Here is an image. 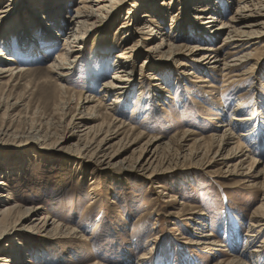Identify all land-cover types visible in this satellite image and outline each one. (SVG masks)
Returning <instances> with one entry per match:
<instances>
[{
	"label": "rangeland",
	"instance_id": "1",
	"mask_svg": "<svg viewBox=\"0 0 264 264\" xmlns=\"http://www.w3.org/2000/svg\"><path fill=\"white\" fill-rule=\"evenodd\" d=\"M79 1L73 0L70 9ZM132 2L109 23L106 32L97 34L107 35L108 43L102 44L99 50L111 57L109 61L93 56V38L85 42L82 50L77 48L78 65L63 82L67 88L65 93L59 90L54 74L48 69L63 46L60 38L57 47L45 58L42 54L33 61L23 59L16 65L29 66L30 72L22 77L6 75L0 80V101L5 102L7 96L20 101V106L10 113V120L7 121V115L3 116L5 106L0 112V128L7 129L10 124L14 134L11 138H0V164H4L2 179L7 183L6 194L10 193L11 197L4 198L0 208L5 210L10 202L24 209L41 207L29 217V223H37L48 215L49 221H57L65 230H74L69 237L61 231L50 237L29 228L28 232L13 237L12 243L4 240L0 251L13 253L18 241L24 246L27 260L23 264H139L142 257L141 264H188L193 256L197 264L228 262L236 255L231 247L227 248L230 242L224 239L229 228L223 218L228 210L239 217L241 242L237 247L244 248L249 221L262 204L264 179L255 182L251 179L246 183L237 177L229 178L223 166L211 165L210 157L203 155L212 147L208 138L217 130L224 132L217 125L219 120L212 118L228 120L239 96L243 106L241 115L250 116L254 107L256 110L264 107V39L251 47L256 48L253 62L238 67L241 71L251 68L252 75L259 79L255 86L251 80H246L227 87L230 81L225 85L224 81L232 75L221 76L214 69L219 68L216 65L198 66V76L211 82L198 83L201 79L184 75L185 69L179 65L187 64L190 56L179 57L185 59L180 63L176 60L162 63L155 54L152 63L167 73V79L162 81L164 87L158 92L153 85L159 82L152 80L150 67L145 65L141 72L145 61L141 57L136 65L134 94L118 105L123 112L119 118L127 120L128 127L113 141L116 144L109 151L110 158H82L76 151L75 146L85 142L78 138V132L84 127L73 130L70 123L78 110L80 95L93 94L107 105L115 97H103L98 91L115 73V56L134 42L128 40L120 46L119 38L115 37L122 24L128 22L127 11ZM164 2L166 6L171 0ZM27 5L26 1L18 3L13 18L16 15L24 18L21 11ZM167 7L173 8L174 4ZM234 12L227 11L225 20ZM172 24L170 18L163 22L168 35H175L174 30H170ZM7 29L0 30L1 37L6 36ZM159 42L161 40L154 41L150 46ZM167 42L172 43L168 39ZM223 42L224 38L220 37L216 47ZM174 44H181V41ZM204 68L205 72H201ZM208 85L213 88H207ZM169 93L172 99L167 98ZM101 122L102 119L91 125ZM129 128L135 131L130 132ZM186 132L192 135L184 137ZM141 133L139 138L137 134ZM204 138L202 143L196 142ZM153 139L163 147L175 144L180 151H159L163 157L158 156L157 162L163 159L171 164L159 165L157 178L148 179L132 167L138 161L144 163L152 155L147 143ZM133 140L135 142H131ZM242 143L244 147L254 148L250 141ZM262 144L253 155L260 161L253 168L256 172L264 171ZM194 217L205 218L209 226L204 231L215 234L220 244L226 246L219 247L221 252H215V256L192 244L193 238L201 232L191 222ZM263 238L252 249H260Z\"/></svg>",
	"mask_w": 264,
	"mask_h": 264
},
{
	"label": "bare ground",
	"instance_id": "2",
	"mask_svg": "<svg viewBox=\"0 0 264 264\" xmlns=\"http://www.w3.org/2000/svg\"><path fill=\"white\" fill-rule=\"evenodd\" d=\"M25 1L28 5L26 8L24 7V11H21L24 18L22 16L20 19L17 15L13 18L17 9L16 5ZM131 1L80 0L71 10L70 4L73 0H0V30L8 28L7 33H4L5 37L0 35V80L6 78V75L12 78L14 76L22 77L30 72L29 66L16 65L23 62V59L33 61L42 54V57L45 58L57 47L60 38L63 41V46L57 53V59L48 69L54 74V80L58 84L59 90L65 93L67 88L63 82L68 79L78 65H76L79 58L77 48L82 50L89 38H93L92 51L95 53L93 56L96 59L100 58L104 62L111 59L108 54H103L99 50L102 44L108 43L107 35L97 34L106 32L109 23L114 21L123 7ZM164 1L133 0L132 7L128 9V18L126 19L128 22L122 24L119 29L120 33L115 37L116 39L119 38L120 46L127 44L132 39L134 42L132 45L124 46L125 49L115 56V73L110 81L101 85V89L98 91V94L103 95V97L115 96L110 104H103L93 94L80 95L78 110L70 121L73 130L84 127L83 131L78 130V135H80L78 138L80 142H85L75 146L79 157L110 158L109 151L112 150L113 144H116L113 141L120 137L121 130L128 127L127 120L124 121L119 118L123 112L118 105L127 102V98L134 94L135 76L137 75L136 65L141 57L145 59L141 72L145 65L150 67L153 71L152 80L159 82V84L153 85L158 92L164 87L162 81L167 79V73L152 63L155 54L159 56L162 63L168 60H176L180 63L185 59H178L179 57L190 56L187 64H179L185 69L184 75L188 77L201 79L197 74L198 66L211 67L216 65L215 67L219 68L214 69L221 76L232 75L224 81V85L230 81L226 85L229 88V85L236 82L251 80L254 86L259 82V79L254 74L252 75L251 68L241 71L238 67L242 68L244 65L253 62L256 48L251 47L264 39V0H171L166 6ZM171 4H174L173 8L167 7ZM231 10H235L234 14L225 20V13ZM12 18L13 21L9 24ZM168 18L174 22L171 25L173 28L170 30H174L175 35H168L167 28L163 25V22ZM220 37L224 38V42L216 47ZM167 39L172 43L168 44ZM157 40H161V42L156 46H150ZM176 40L181 41V44H174L177 42ZM249 48L251 51H248ZM201 72H205V68ZM198 83L210 84L211 82L201 79ZM207 88H213V86L210 85ZM91 89L94 91L95 88L91 87ZM211 94L213 95V93H209V95ZM167 98L172 99L171 93ZM241 101L239 96L236 101L237 105L234 106L228 120L212 118L219 120L217 125L220 129H224V132L217 130L208 138L212 147L204 153L203 157H210L211 165L223 166L227 177H237L248 183L251 179L254 182L262 177L264 179V171H253L254 166L260 163L253 158V155L257 154L256 151L263 146L262 142L264 143V107L261 110H256L254 107L250 116L241 115L243 112ZM164 103L166 104L165 101ZM4 106L5 110L3 109ZM19 106V99H12L7 96L5 102L0 101V112L4 110L3 116L7 115L8 121L10 120V113ZM133 111L136 113L135 106ZM101 119L102 122L99 125H91ZM220 123L221 125H219ZM10 126V124L7 125V129L0 128V138L14 136ZM129 129L130 132L135 131L133 128ZM142 135V133L137 134L139 138ZM191 135L187 132L184 133V137ZM123 139L119 141L121 142ZM204 140L205 138L196 140V142L202 143ZM242 141H250L254 148L244 147ZM131 142H135V140ZM158 142L157 139L149 141L147 150L152 152V155L144 163L138 161L140 163L135 162L136 164L132 167V169H138V172L147 176L148 179L157 178L156 169L159 165L171 164H166L167 161H163V159L161 163L157 162L158 156L163 157L162 152L180 151L175 144L169 143L163 147L162 144H157ZM250 165L251 167H248ZM2 166L4 164H0V205L4 198H11L10 193L6 194L7 183L2 179L4 177ZM12 205L13 202H10L5 206V208L7 207L5 210L0 208V246L4 240H10L12 243L13 237H17L22 232H28L29 228L50 237L60 231L69 237L74 232L73 229L67 228L65 230L57 221H49L48 215L41 218L37 223H29V217H33L41 207L24 209ZM223 219L226 227L228 225L229 228L225 231L224 238L228 243L230 242V246L227 248L231 247L236 255H233L228 262L219 260L215 264H264V238L260 249H252L255 243L264 236V197L261 206L254 212L249 221L248 234L245 235V245L242 250L237 247V244L241 242L239 217L228 210ZM191 222L197 227V230L201 231L192 240V244L197 248L206 251L210 256H215V252L220 251L219 247H226L222 243L220 244L215 234L204 231V228L209 226L205 218L194 217ZM17 245H14L13 253L0 251V264H23V261L27 260L24 246L19 241ZM141 260H144V257L140 259L139 264L142 263ZM196 260V257L193 256L191 263L188 264H197Z\"/></svg>",
	"mask_w": 264,
	"mask_h": 264
}]
</instances>
